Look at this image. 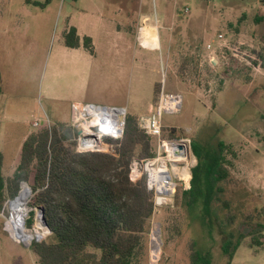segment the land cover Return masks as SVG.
Masks as SVG:
<instances>
[{
  "label": "rangeland",
  "instance_id": "obj_1",
  "mask_svg": "<svg viewBox=\"0 0 264 264\" xmlns=\"http://www.w3.org/2000/svg\"><path fill=\"white\" fill-rule=\"evenodd\" d=\"M29 2L0 0L4 168L14 170L18 164L16 148L24 132L72 125L66 85L77 87L81 78L68 61L76 64V54L83 62L77 71L87 67V59L64 45L67 28L76 27L95 41L87 91L93 92V105L123 108L139 119L151 112L160 88L177 92L182 105L161 116L162 137H190L202 153L213 152L218 141L234 151L226 155L227 176L217 182L221 190L214 195L220 200L214 203L212 220L206 226L189 220L180 197L191 179L179 182L172 205L156 208L149 218L134 264H190L192 243L210 252L212 264H264V0ZM30 197L31 192L24 223L28 228L33 211L34 229H28L36 230ZM10 201L5 197L0 211V264H38L8 220ZM158 224L161 243L155 260L151 235ZM229 233L233 240L240 238L230 260L220 250ZM252 236L261 243L252 244Z\"/></svg>",
  "mask_w": 264,
  "mask_h": 264
},
{
  "label": "trees",
  "instance_id": "obj_2",
  "mask_svg": "<svg viewBox=\"0 0 264 264\" xmlns=\"http://www.w3.org/2000/svg\"><path fill=\"white\" fill-rule=\"evenodd\" d=\"M64 44L80 45L74 27L65 32ZM82 44L92 52L89 37H83ZM75 133L72 125L64 123L29 133L21 144L18 164L7 177L2 173L0 150V211L5 197L14 199L20 183L27 182L31 188L28 205L43 207L51 231L49 239L32 241L29 246L38 264H134L154 208L153 193L144 177L130 180V163L154 154L153 137L140 127L138 118L127 113L123 135L119 140H109V151L78 152ZM191 149L197 163L191 169L190 187L182 191L180 201L189 220L206 226L212 220L214 203L220 200L214 195L221 190L217 182L227 176L226 155L234 151L223 141L216 143L213 152L205 149L202 153L194 141ZM23 189L28 193L27 185L23 184ZM26 225L32 228L33 211ZM40 230L37 225L32 231ZM229 235L220 250L230 260L240 238L233 240L232 233ZM251 241L261 243L256 236ZM190 246V264H212L208 250L195 243Z\"/></svg>",
  "mask_w": 264,
  "mask_h": 264
},
{
  "label": "built area",
  "instance_id": "obj_3",
  "mask_svg": "<svg viewBox=\"0 0 264 264\" xmlns=\"http://www.w3.org/2000/svg\"><path fill=\"white\" fill-rule=\"evenodd\" d=\"M217 38L222 39L223 35L218 34ZM207 48H211V45L208 44ZM181 105L180 93L160 88L154 111L139 118L140 127L155 138L156 144L153 155L132 159L129 178L136 181L144 177L147 189L153 193V212L158 207L172 205L171 195L176 191L179 182L185 183L191 179L190 172L195 164L190 137H162L161 116L164 113L178 112ZM125 116L123 108L93 104L74 105L72 127L76 132V150L109 151V140H119L123 135ZM32 125L35 127L39 123L34 120ZM185 172L188 173L187 177L183 175Z\"/></svg>",
  "mask_w": 264,
  "mask_h": 264
},
{
  "label": "crops",
  "instance_id": "obj_4",
  "mask_svg": "<svg viewBox=\"0 0 264 264\" xmlns=\"http://www.w3.org/2000/svg\"><path fill=\"white\" fill-rule=\"evenodd\" d=\"M148 18V16L146 15V14H144L143 15V20H145V19H147ZM70 27H73V26H70ZM69 27V28H70ZM69 28H67V30L69 29ZM75 29H76V34L78 35V37H79V39H80V45L78 46V47H68V46H66L65 44V46L71 51V52H73L72 53V55L76 52V53H78V54H81L82 56H83V58L84 59H87V61H86V64H87V67H84L83 69H82V71H77V66H78V68H81L82 66H79V64L80 63H83V62H78V60L80 59V58H78L77 56H76V54H74V56H75V59H76V61H77V63L75 64V63H73V62H71V61H68V63H70L71 65H73L74 66V69H72L71 71H72V73L74 74V75H77V76H79V78H81L80 79V82H79V84H78V86L76 87V86H73L72 84H67L66 85V87H68V91H70V94H71V96H70V101H71V103L73 104V106H72V108H71V111H70V113H72L73 114V107H74V105L75 104H81V105H87V104H93V101H92V99H93V96H91V94H93V92L91 93V94H88L87 93V91H88V86H89V77H90V75L92 74V70H91V67H90V65H91V63H92V60H94L95 58H96V56H97V53L95 52V45H94V43H95V41H94V39H93V37H90V36H88V35H85V34H82V33H80L78 30H77V28L76 27H74ZM89 37L90 38V41H91V45H92V52H90L88 49H86L84 46H83V44H82V38L83 37ZM108 43V41H105V44H107ZM89 62V63H88ZM89 64V65H88ZM96 71L98 72V66H96ZM0 75H1V81H0V84L3 82V74H2V70H1V68H0ZM83 75H84V77H83ZM68 82H70L71 83V79H68ZM94 85H93V87H94V89H95V91H96V89H97V87H98V85H97V83H96V81H94V83H93ZM156 98L154 99V101H153V109H155V104H156ZM150 110L151 112H153L154 110ZM150 112V113H151ZM149 113V114H150ZM71 119H72V117H71ZM2 132V131H1ZM30 132L29 131H27V132H24V134L22 135V138H21V144H22V142H23V140L26 138V136L29 134ZM3 139H4V132H3V138H2V140L0 141V143L3 141ZM21 144H20V147H21ZM20 147H19V149H18V147L16 148V153H18L19 152V154H20ZM0 150H1V152H2V155H3V163H2V173H3V175L5 176V177H7V176H10L12 173H13V167H11V168H8V169H6V168H4V167H6V164L4 163V150H2V148H0ZM5 165V166H4ZM17 166V165H16ZM16 168V167H15ZM14 168V169H15ZM4 169H6L5 171H4ZM13 170V171H12ZM7 171V172H6Z\"/></svg>",
  "mask_w": 264,
  "mask_h": 264
},
{
  "label": "bare ground",
  "instance_id": "obj_5",
  "mask_svg": "<svg viewBox=\"0 0 264 264\" xmlns=\"http://www.w3.org/2000/svg\"><path fill=\"white\" fill-rule=\"evenodd\" d=\"M186 174L188 173L187 172L183 173L185 177H187ZM27 197H28L27 191L24 189L21 190L17 199L11 202L10 204V214L8 218L9 222L14 227L18 235L21 237L22 240L26 242L31 241L35 236L46 232V229L43 227L39 219H37V225L40 227V229H42L40 230L39 233H34L32 230L26 228L24 223V218L27 215V212L24 210V208L27 202ZM151 238L153 242L152 245L153 256L154 259L156 260L158 247L160 245V232L157 229H155L152 232Z\"/></svg>",
  "mask_w": 264,
  "mask_h": 264
},
{
  "label": "water",
  "instance_id": "obj_6",
  "mask_svg": "<svg viewBox=\"0 0 264 264\" xmlns=\"http://www.w3.org/2000/svg\"><path fill=\"white\" fill-rule=\"evenodd\" d=\"M23 184H25V185L28 186V193L30 194V192H31L30 186L26 182H21L20 183V187H22ZM18 195H19V193L17 194V196L14 199H12L10 201V203L13 202V201H15L17 199ZM36 211H37V213H36V219H39L40 220L41 224L46 229V233L50 234L51 231H50V229H49V227H48V225L46 223L43 207L42 206L36 207ZM156 229L160 232L159 224L157 225ZM39 240H40V238H35V241H39ZM18 242H22L26 246H30V244H31V241L28 242V243H25L22 239L21 240H18ZM160 243H161V241H160Z\"/></svg>",
  "mask_w": 264,
  "mask_h": 264
}]
</instances>
